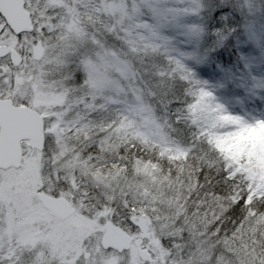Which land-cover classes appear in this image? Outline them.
Returning a JSON list of instances; mask_svg holds the SVG:
<instances>
[{
  "label": "snow or ice",
  "instance_id": "snow-or-ice-1",
  "mask_svg": "<svg viewBox=\"0 0 264 264\" xmlns=\"http://www.w3.org/2000/svg\"><path fill=\"white\" fill-rule=\"evenodd\" d=\"M261 130L264 0H0V264H264Z\"/></svg>",
  "mask_w": 264,
  "mask_h": 264
},
{
  "label": "rangeland",
  "instance_id": "rangeland-1",
  "mask_svg": "<svg viewBox=\"0 0 264 264\" xmlns=\"http://www.w3.org/2000/svg\"><path fill=\"white\" fill-rule=\"evenodd\" d=\"M253 139L257 142H264V130L255 133Z\"/></svg>",
  "mask_w": 264,
  "mask_h": 264
},
{
  "label": "flooded vegetation",
  "instance_id": "flooded-vegetation-1",
  "mask_svg": "<svg viewBox=\"0 0 264 264\" xmlns=\"http://www.w3.org/2000/svg\"><path fill=\"white\" fill-rule=\"evenodd\" d=\"M18 18V17H17Z\"/></svg>",
  "mask_w": 264,
  "mask_h": 264
}]
</instances>
